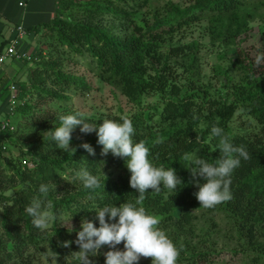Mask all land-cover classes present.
<instances>
[{
  "label": "trees",
  "instance_id": "16d2710c",
  "mask_svg": "<svg viewBox=\"0 0 264 264\" xmlns=\"http://www.w3.org/2000/svg\"><path fill=\"white\" fill-rule=\"evenodd\" d=\"M256 23H264V0H55L52 19L24 27L27 35L34 31L51 40H39L32 56L23 60L33 69L25 80H13L22 102L17 127L0 131V264H33L32 258L45 254L67 264L79 251L73 241L81 222L98 226L93 208L119 206L136 195L123 160L102 155L94 132L82 134L77 126L71 134L73 153L45 140L59 115L75 113L66 105L70 94L89 90L85 77L64 62L86 60L84 70L96 87H111L131 106L129 112L118 108L117 115L100 114L88 122L129 118L133 140L145 143L153 164L173 168L181 180L174 195L148 189L142 203L177 247L176 264H215L220 255L219 236L212 229L217 217L225 224L224 235L235 242L230 252L242 255L241 264H264V61L254 62L264 42L253 41ZM196 30L199 40L192 39ZM5 31H0V54L8 46ZM204 39L218 59L228 61L211 68L213 81L200 65ZM217 77L225 80L218 87ZM214 125L235 146H243L249 159L241 160L231 175V199L203 208L193 195L197 188L185 157L215 162ZM85 142L92 155L79 147ZM81 169L96 176L100 187L85 189L76 176ZM49 182L55 187L47 200L57 219L39 230L25 208L39 195L38 185ZM64 214L72 215V231L58 225ZM94 257L93 264H103L101 256Z\"/></svg>",
  "mask_w": 264,
  "mask_h": 264
},
{
  "label": "clouds",
  "instance_id": "9594fccd",
  "mask_svg": "<svg viewBox=\"0 0 264 264\" xmlns=\"http://www.w3.org/2000/svg\"><path fill=\"white\" fill-rule=\"evenodd\" d=\"M13 26L10 33L16 35V28L21 25ZM26 36L24 30V35L18 39L16 47L17 53L24 56L6 58L0 66L12 59L23 62L30 57L27 50H23L21 46ZM26 47L28 49L29 45ZM261 61H264V52L258 50L254 58L256 66H259ZM11 86L15 87V83L7 86V110L5 117L0 120V124L7 122L8 126L0 131L14 132L18 123V119H14V123L10 117H17L16 110L22 106V102L16 97L17 88L15 87L13 94L17 103L14 107H10ZM57 119L58 125L46 131V141L51 140L55 147L63 152L73 153L75 148L70 147L71 134L77 126L82 134L94 132L96 144L101 146L102 155L111 153L113 157L123 160L130 173L128 184L136 192L133 199L119 206L104 204L94 207L98 226L94 227L92 221L81 222L80 229L76 232V239L73 241L79 247V251L75 252L76 264H93L89 257L96 256L98 250L104 246H107L109 250L103 253V264H138L141 257H150V264H176L179 255L177 247L163 231L156 227L159 223L158 218L146 213L142 207L148 189L157 194L164 189L169 196L176 193L181 180L175 174V170L153 164L149 159V149L145 143L133 140L134 128L132 121L127 117H121L120 120L103 119L97 124L88 122L82 113L75 112L61 114ZM210 136L218 141L219 156L214 163H209L196 155L185 157L188 163L187 168L193 177L192 182L197 188L193 195L199 202V207L203 208H212L231 199V175L236 168L240 167L241 160L249 159L247 150L243 146H235L221 127L212 126ZM79 147L89 155L93 154V149L88 143H81ZM76 176L82 181L85 189L93 191L100 187L98 178L85 169H81ZM54 187L55 185L51 182L39 184L36 189L39 195L25 208L27 215L31 218L32 226L36 229L47 230L57 219V214L52 211V203L47 200L50 190ZM71 216L64 214L60 217L66 221L68 231H72L69 224ZM121 242H123V250L116 247ZM64 246H68L67 241L64 242Z\"/></svg>",
  "mask_w": 264,
  "mask_h": 264
},
{
  "label": "rangeland",
  "instance_id": "374dc122",
  "mask_svg": "<svg viewBox=\"0 0 264 264\" xmlns=\"http://www.w3.org/2000/svg\"><path fill=\"white\" fill-rule=\"evenodd\" d=\"M179 2H181V0H179ZM16 3L17 0H0L1 22L5 21L3 17L4 15H6L5 13L11 15V16L9 15L6 16L7 18L10 17L9 22H7L9 26L6 28L5 31V35L8 40L12 39L15 36L14 34L9 33V28H11L16 23L22 22L21 21L23 16L22 14L31 13L32 11V6L30 2L28 3V6L24 10L18 8ZM33 32H30L28 37H25L23 39L24 41L23 43L29 45L27 49V54L29 56H32V53L36 50L34 48L38 47V43H40L39 40H41V42H45V44H49L51 40V39L49 40L48 34L44 36L42 34L35 35ZM253 32L255 34L254 36L255 39L253 41L255 40L257 41L258 39L259 42H264V23H256ZM256 32H258L259 35H256ZM256 36L258 38H256ZM192 39L199 40V33L197 30L193 33ZM200 43L206 44L205 48L200 53L201 56L200 65L203 71V75H206V78L213 81L214 78L211 77L212 76L211 68L213 66H216L217 64L227 65L228 61L225 58L223 60L218 59L215 49L211 48L207 44V41L205 39L200 40ZM35 44L37 46H34ZM22 49L25 50L26 49L25 46H22ZM47 50L51 51L49 48ZM52 55L53 56L51 57H55L54 54ZM74 59L80 60L77 57H74ZM87 62L88 61L86 60L84 62H80L75 65H73L68 61L64 62V64L69 66V68L72 70L74 74H78L85 77L86 81L84 82L87 83V88H89L88 91L85 90L84 92H82L79 90L76 93L70 94V100L66 103L68 109L71 112L82 113L85 118H97L98 115L100 114L107 115L113 113L117 115L118 108H121V110L125 113L129 112L131 110V106L126 103V100L123 97H121L117 91L113 90L111 87L106 85L96 87L95 79L91 77L89 73H87L84 70L85 69L84 66ZM31 66H32L31 63L25 64L21 61H16L14 59L9 61L7 64H2L0 66V120L5 117V111L7 110V98H8L7 86L13 84V80H17V81L25 80L26 72L29 71V69H33L31 68ZM3 70H4L3 75H1ZM231 74L233 79H235L234 73ZM217 79H218V83L216 84V87L220 86V84L225 81L223 77H217ZM48 82L49 79H47L46 83ZM48 84H50V82ZM15 87L17 88V85H15ZM63 107L65 108V105H63ZM44 109L48 110L47 108ZM52 112L56 114L54 110H52ZM10 119H12V122L15 123L14 119L16 118L14 116H11ZM239 121H240L239 119L236 120V123L238 124ZM13 153L14 152H12V155ZM6 154L8 156H11L10 152H7ZM220 219L221 218L217 217V219L215 220L216 227L212 228L215 230V232H217L219 236V239L217 240L216 248L217 251H220V255L218 256L215 264H241V262L243 261L242 255L241 254L235 255L230 252V249L235 247V242L228 240L227 237L224 235L223 230L225 228V224ZM69 224H71V221H69ZM58 225L65 226L67 224L65 220L59 217ZM209 225L210 223H208V226ZM119 249L123 250V247ZM108 250L109 249L107 248V246L102 247L100 250H98V256H101V258L104 260L103 253ZM34 258H32L33 264H59V261L55 257L49 254H45L42 257H38V258L34 257ZM75 259H76V254H73V258H69L68 260H66V263L71 264V261ZM89 259L92 262L96 261L95 257H89ZM149 260H151L150 257L147 258L141 257L139 262L149 261Z\"/></svg>",
  "mask_w": 264,
  "mask_h": 264
},
{
  "label": "crops",
  "instance_id": "0c3cea01",
  "mask_svg": "<svg viewBox=\"0 0 264 264\" xmlns=\"http://www.w3.org/2000/svg\"><path fill=\"white\" fill-rule=\"evenodd\" d=\"M19 1L20 0H17V3ZM29 2L32 6L31 13L22 14L23 15L22 19H21L22 22L16 23V24L21 25L23 27H32V26L39 24L41 22H47L48 20L53 18L54 12H55V0H26L27 6H28ZM24 9H22V10H24ZM5 14L6 15H4V16L2 15L5 19V21L1 22V17H0V31H5L6 28L9 26L7 22H9L10 17L7 18L6 16H8L9 14H7V13H5ZM9 16H11V15H9ZM9 30H10L9 31V33H10L11 29L9 28ZM28 35L26 37H28ZM27 45L28 44H24L23 40H22V46H25L26 50H27V47H26ZM34 46H37V45L35 44ZM4 70L2 71L1 75H3Z\"/></svg>",
  "mask_w": 264,
  "mask_h": 264
},
{
  "label": "built area",
  "instance_id": "2783aa9c",
  "mask_svg": "<svg viewBox=\"0 0 264 264\" xmlns=\"http://www.w3.org/2000/svg\"><path fill=\"white\" fill-rule=\"evenodd\" d=\"M18 7L19 8H25L26 7V0H20L18 3H17ZM24 35V29L23 27L21 26H17L16 28V35L15 37H13L12 39L9 40V43H8V46H7V49L5 50L4 54L3 55H0V64L6 59V58H11L13 56H24V54H18L17 53V42H18V39H21ZM14 90H15V87L14 86H11L10 87V92L12 93L10 98H9V103H10V107H14L16 105V100H15V97H14ZM8 126L7 122H3L0 124V129L1 130H4L6 127ZM11 129V127H10Z\"/></svg>",
  "mask_w": 264,
  "mask_h": 264
}]
</instances>
